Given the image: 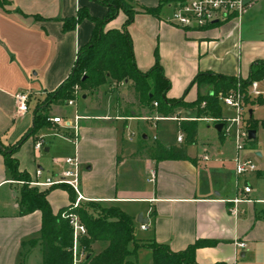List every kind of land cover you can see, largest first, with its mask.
Returning a JSON list of instances; mask_svg holds the SVG:
<instances>
[{
	"label": "crops",
	"instance_id": "1",
	"mask_svg": "<svg viewBox=\"0 0 264 264\" xmlns=\"http://www.w3.org/2000/svg\"><path fill=\"white\" fill-rule=\"evenodd\" d=\"M134 1L146 8H156L160 4V0ZM245 1L247 11L240 21L199 31H186L164 22L165 7L159 16L137 8L135 21L128 30L138 69L150 70L159 51L165 75L172 83L168 95L173 98L179 97L172 93L173 89L179 92L178 88L189 86L199 73L213 72L247 79L251 65L264 60V38L261 36L259 42L242 44L243 22L252 19L262 0ZM81 9L97 19H103L108 13V8L96 0L0 1V141L3 144H15L32 127L37 104L70 76L79 49L90 42L95 23L89 19L81 21L74 30L64 31V20L76 17ZM125 21L126 15L120 12L106 29H122ZM228 28L232 31L224 38ZM140 36L145 40V49L139 45ZM168 48L173 57L183 63L181 79H175L178 75H173L163 60ZM243 53L248 65L245 77L242 75ZM115 87L104 85L93 92L82 93V105H66L68 109L64 113L54 112L53 105L49 109L50 116H59L66 124L79 116L77 143L73 140L72 127L52 121L29 137L44 141L45 152L55 159L53 176L66 166L61 161L63 158L77 154L81 190L89 200L119 206L134 217L135 227L138 222L141 229L138 215L142 213L143 219H148L144 222L147 228L143 229L147 234L137 237L140 242L155 240L179 251L204 239L211 243L196 250L199 263L264 264V200L260 197L264 195L259 189L246 178L244 183L252 186L250 196L254 200L239 203L238 212L234 214L232 200L238 194L240 176L235 181L234 175H224L226 165L221 164L225 160L221 151L210 156L206 148L195 155L190 153V145L191 160L148 157L144 151L148 145L160 142L171 146L183 142L178 139L179 122L183 118L177 116L181 114H148V105L137 101L134 92L127 112L124 100L109 92ZM189 90L183 97L192 101L196 97H189ZM21 91H27L30 96L29 110L22 114L17 112L15 99L16 93ZM80 97L75 104H79ZM191 111L196 112V109H188V113ZM165 119L177 122L176 142L164 143L160 139L159 122ZM44 136L59 137L62 141L50 139L47 142ZM27 140L15 151L18 152ZM205 154L208 159H204ZM13 155L18 159L16 153ZM19 167L30 174L32 181L53 177L44 176L41 165L35 172L22 168L20 162ZM38 169L42 171L40 176H37ZM21 186L22 182L13 178L0 152V264H22L23 260L26 264L36 247L42 256L40 243L23 245L24 241L38 236L42 217L38 210L21 215ZM51 188L48 200L57 212L70 203L69 192L61 185ZM100 242L106 244L99 246ZM237 242H245L246 246L238 247ZM107 246V241H97L93 248L98 253ZM42 258L38 264H42Z\"/></svg>",
	"mask_w": 264,
	"mask_h": 264
},
{
	"label": "trees",
	"instance_id": "2",
	"mask_svg": "<svg viewBox=\"0 0 264 264\" xmlns=\"http://www.w3.org/2000/svg\"><path fill=\"white\" fill-rule=\"evenodd\" d=\"M96 1L108 8V13L103 19L94 18L86 9H81L76 17L64 20V31L74 30L77 24L85 19L95 23L93 36L89 43L79 49L70 76L54 92L48 93L37 104L34 110L33 125L19 141L12 145H5L0 141V152L5 157L8 170L14 179L24 182L20 192L21 215L37 210L41 212L42 223L38 236L24 241L23 245L40 243L42 264H73V228L63 213L74 212L78 214L87 229L85 234L80 235L81 247L85 251L82 264H139L137 252L141 247H148L152 250L153 264H224L220 261L213 263L197 261L196 250L202 245L211 243L208 240L198 239L179 251L172 250L167 243L155 240L140 242L135 235V221L132 215L119 206L101 207L95 201L90 200L82 202L80 206H74L77 195L67 184H61V186L67 188L70 203L54 212L48 200V194L51 187L60 185L48 188L31 185L30 174L20 169L18 159L13 155L14 151L31 135L50 124L49 109L53 104L63 105L76 97L75 87L82 94L93 92L100 86L128 82L133 87L136 100L150 105L162 116H174L180 108L196 109L197 118L182 119L179 122V129L185 135L183 142L171 146L155 142L144 149L148 157L157 160H191L188 147L197 143L200 121L198 118L207 112L215 117H222L218 93L236 88L240 83L242 91L246 93L245 101L250 102L248 100L249 87L253 82L264 80V60H258L251 65L247 79L239 78L238 81V78L234 76L219 75L213 72L199 73L190 87L196 84H208L211 86L209 94L199 95L192 101H187L184 97H169L168 92L172 83L166 77L164 68L158 61V54H156L157 61L150 70L146 72L139 70L128 28L135 21L137 8H141L147 14L159 16L163 7L173 0H160L156 8L141 7L134 0ZM120 12L126 15L123 28L106 29L107 24L115 20ZM204 102L205 107L202 108L201 105ZM258 103L264 105V99L260 98ZM248 123L249 129L257 130L260 124L264 127V118L259 120L252 115L248 118ZM223 133L224 129L220 134ZM91 208L98 209L99 212L92 214ZM97 241H107L108 246L97 253L93 248Z\"/></svg>",
	"mask_w": 264,
	"mask_h": 264
},
{
	"label": "rangeland",
	"instance_id": "3",
	"mask_svg": "<svg viewBox=\"0 0 264 264\" xmlns=\"http://www.w3.org/2000/svg\"><path fill=\"white\" fill-rule=\"evenodd\" d=\"M164 13H165V17H167L171 13L170 9L167 6L164 9ZM243 23H244L243 38H242L243 45H248L249 43L252 44L255 42H259L261 39L258 40V38L261 36L264 38V0H262L260 4L257 6L254 12V15L252 16V19L248 22H246L245 20ZM231 31H232V28H228V30L224 32L223 37L228 38ZM139 45L143 47V49H145L146 43L142 36L139 37ZM154 52H155V48H154ZM243 59L244 60L242 62V75L243 77H245L248 72V65L246 63L245 53H243ZM163 60L167 63L169 70L172 71V74L178 75V77H175V79H181L182 76H180V72H181L180 70L183 66L182 65L183 63L180 60L175 59L173 57L171 49L169 48L166 49ZM158 61L161 64V58L159 55V51H158ZM237 78L239 81L240 77H237ZM192 81L190 82L189 86H185L183 89L178 88L180 90L179 92H175V89H173L174 91L172 93L174 95L179 96L178 98L183 97L186 94V92L189 90V87ZM111 85H116L114 89L112 88L109 89V92L113 94L112 96H114L115 98L116 97L120 99L122 98L124 100L123 104L126 110L128 108H131V105H128V104L130 101V97H132L133 92H134L133 87L131 85H125L124 83H120V84L113 83ZM258 85H259V90L261 92L260 94L258 95L248 94L249 95L248 100L250 102L246 103L247 108L243 112L245 120L241 126L242 130L250 128L249 127L250 125L248 123V118L250 117L249 110L251 108H253V117L259 120L264 118V105H261L260 103H258V100L260 98L264 99V80L258 82ZM107 87H110V86H107ZM239 89L242 90L240 87V83H238V86L236 88L229 89L225 92L220 91L218 93V100H219V96L221 93L224 94V93H229V92H235V90H239ZM75 91H76L75 92L76 97L73 99H77L78 97L81 96V91L78 90L77 92V87H75ZM210 91H211V86H209L208 84H201V85L196 84L190 87L188 95L189 97H193V96L198 97L199 95H207L210 93ZM82 101L83 99L82 97H80L79 104H75V107L77 105L81 106ZM219 103H220V107L222 108V117L219 118L220 121L219 120L218 121L200 120L199 121L198 143L191 145L189 151L191 154L196 155L197 153L202 152L204 149L207 148L209 152H206V153H208L210 156L214 155L218 151H221L222 157L225 159L223 163L221 164L226 165V169L224 170V175L228 177L232 174L234 175V179L236 181L237 174H236L234 160H235V157L237 156V148H236V142H235L236 131L238 128L237 124L235 122L229 121L228 122L229 133L225 132L223 134H220V132H218L217 129L215 128V123L216 122L218 123L223 122L224 124L227 123L226 120L224 119V116L230 117V118L236 117L237 111L234 108H231L229 106L222 104L220 100H219ZM66 105L67 104H63V105L53 104V111L64 113L65 110L68 109ZM34 107H32V109ZM148 107H149V110L147 111L148 114L156 113V111L153 110V108H151L150 105ZM201 107L204 108L205 105H203L202 103ZM180 109L176 111L174 116H176L177 114H181L177 116H180V118H183V119H192V117L193 119H195L197 117V111L196 112L191 111L190 113H188L187 108H180ZM202 117L218 118L210 114V112L202 114ZM151 118H153V116ZM54 134L57 136H62L58 132H54ZM158 134L161 136L160 139L164 143L176 142L177 136L179 134V129L177 128V122L174 120H168V119L160 120ZM44 137H46L47 142H49L50 139H57L59 141H62L59 137H53V138L50 136L48 137L44 136ZM39 140L44 142L42 139H39ZM36 141H34L32 138H29L27 142L20 148V150L18 152L15 151L14 154L16 153V156H18L20 166H22V168L24 169L26 168L29 171L35 172L38 166L41 165L45 171L44 176L46 175L53 176L52 171L55 169V167L53 166V162L55 161V159H53V156L51 154H48L47 152H45L44 146L42 147L40 152H37V150L34 147ZM243 141H245L244 149L240 152V155L243 158H246V157L251 158L258 169L255 172H249L245 175L240 176V188L244 186L245 184L244 180L248 178L252 186L254 188L259 189V191L261 192V195H264V127L261 124L259 125V127L257 128V137L255 139L252 140L249 138H243ZM62 148L65 150L66 146H62ZM233 166H234V170L232 171ZM19 181H21L22 184L24 183L22 180H19ZM30 184L32 185V183ZM235 186H236V183H235ZM42 188H48V187H42ZM80 189H81V186H80ZM260 197H263V200H264V196H260ZM98 204L101 207L110 206L108 204H101V203H98ZM99 209L101 208L99 207ZM90 211L92 214H97L99 212V210L95 208H91ZM146 234L147 232L141 229L139 223L137 222V225L135 227L136 237L141 238V237H144ZM105 244H106L105 242H100L99 246L101 245L104 246ZM34 245H30V246H34ZM41 257L42 256H41L40 249L39 247H36L35 251L31 255L28 262H26V264H38L41 261ZM137 259H138L139 264H153V255L150 249H143V248L139 249L137 252Z\"/></svg>",
	"mask_w": 264,
	"mask_h": 264
},
{
	"label": "built area",
	"instance_id": "4",
	"mask_svg": "<svg viewBox=\"0 0 264 264\" xmlns=\"http://www.w3.org/2000/svg\"><path fill=\"white\" fill-rule=\"evenodd\" d=\"M171 11L170 15L164 17V22L172 25L176 28L183 29L186 31H199L209 28L211 26L221 25L226 22L238 20L240 21L247 11V3L245 0H173L165 5ZM78 92V88H77ZM258 82H253L249 87L248 94L258 95L260 94ZM246 93L242 90H235V92L221 93L219 100L222 104L234 108L237 111L236 117H225L227 123L224 124L225 132L229 133L228 122L232 121L237 124L236 131V148L237 156L235 157V169L237 176L245 175L249 172L257 171V166L251 158H243L240 152L244 149L243 138H248V129L242 130L241 126L245 120L244 110L246 107L245 101ZM16 108L18 113H25L29 110L30 96L27 91H21L16 93ZM76 99H70L67 101V105H75ZM157 105V102H155ZM205 105V102L203 103ZM79 116H75V121H69L66 124V120L59 116H49L48 120L52 122L61 123L64 126H70L73 128V140L77 143L79 138ZM198 119L207 121H218L219 118L213 117H200ZM227 124V125H226ZM226 125V126H225ZM184 133L181 132L178 136L180 141L184 140ZM43 142L38 140L35 143V149L41 150ZM204 159H208V155L205 154ZM66 166L63 168L60 174L48 177L44 181L34 180L31 181L33 185L39 187H49L54 185L67 184L69 185L77 197L74 201V206H80L82 202L89 201V199L83 194L80 189V177H81V166L80 161L75 154L74 156L65 157L61 160ZM42 171L37 170V176H40ZM239 183V182H238ZM253 188L250 184L245 183L242 188L238 187V194L233 198V207L231 208L232 213L237 214V206L241 202H252L254 199L251 198ZM63 216L69 220L70 225L73 228V264H82V260L85 257V251L81 247L80 235L85 234L87 229L81 221L78 214L74 212L63 213ZM142 229L147 228V224H141ZM238 247H245V242H237Z\"/></svg>",
	"mask_w": 264,
	"mask_h": 264
},
{
	"label": "water",
	"instance_id": "5",
	"mask_svg": "<svg viewBox=\"0 0 264 264\" xmlns=\"http://www.w3.org/2000/svg\"><path fill=\"white\" fill-rule=\"evenodd\" d=\"M83 97H86V95L84 94ZM249 114H250V116L253 115V109L252 108L249 110ZM215 127H216V129L219 132H221L223 130V128H224V123L223 122H219V123L216 124ZM256 137H257V130L256 129H248V138L249 139H255ZM137 220L139 222H141V223H144V222H147L148 221L147 218L146 219H143V214L142 213H140L138 215Z\"/></svg>",
	"mask_w": 264,
	"mask_h": 264
}]
</instances>
